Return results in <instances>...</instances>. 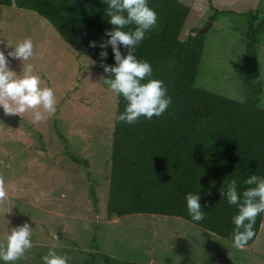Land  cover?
<instances>
[{
    "label": "rangeland",
    "instance_id": "rangeland-1",
    "mask_svg": "<svg viewBox=\"0 0 264 264\" xmlns=\"http://www.w3.org/2000/svg\"><path fill=\"white\" fill-rule=\"evenodd\" d=\"M182 1L190 6L182 39L212 22L205 30L196 85L244 100L248 90L235 65L246 55L249 11H261L263 19L264 0ZM28 37L33 56L28 61L8 57L9 67L19 74L32 64L57 104L40 122L33 121L32 110L20 114L18 127L0 119V177L7 192L0 202V242L13 227L28 223L34 245L7 264H43L52 245L68 264H105L102 253L113 264H264V214L256 240L243 250L181 217L140 213L110 219L116 93L93 61L66 43L46 18L29 8L0 5V51L7 56L13 50L9 45ZM258 60L255 81L264 89V32ZM260 105L264 108V92ZM96 252L100 255L93 259Z\"/></svg>",
    "mask_w": 264,
    "mask_h": 264
},
{
    "label": "trees",
    "instance_id": "trees-1",
    "mask_svg": "<svg viewBox=\"0 0 264 264\" xmlns=\"http://www.w3.org/2000/svg\"><path fill=\"white\" fill-rule=\"evenodd\" d=\"M0 5L29 8L46 18L104 76L109 74L102 61L115 65L111 45L101 47L110 39L106 31L115 27L109 23L103 0H0ZM148 6L157 13V23L134 54L151 65L149 79L163 81L172 103L162 116L151 120L142 116L135 125L116 119L107 215L110 219L140 213L181 217L233 243L232 217L238 208L221 191H226L227 181L236 179L242 198L250 187L244 180L250 175L264 176V108L260 105L264 89L255 81L264 18L260 19L261 11H249L246 55L235 65L248 90L241 101L196 85L206 32L194 28L187 39L181 38L190 6L182 0H148ZM129 28L135 25L125 30ZM120 50L126 54L122 45ZM101 51H107L106 59ZM116 97L117 117L127 102L121 94ZM73 159L83 163L78 157ZM189 192L200 195L201 221H194L187 211ZM93 196L97 204L94 191ZM263 214L257 216L255 235L247 245L256 240ZM97 255L100 252L92 254L93 259ZM101 257L105 264H113L108 253Z\"/></svg>",
    "mask_w": 264,
    "mask_h": 264
},
{
    "label": "clouds",
    "instance_id": "clouds-1",
    "mask_svg": "<svg viewBox=\"0 0 264 264\" xmlns=\"http://www.w3.org/2000/svg\"><path fill=\"white\" fill-rule=\"evenodd\" d=\"M74 2V0H73ZM107 3V16L114 29L106 31L110 37L101 44L102 48L111 45L115 65L103 63V83L114 93L121 94L126 100V106L116 119L129 125H135L143 116L151 120L153 116L160 117L172 103L163 81L152 76L151 65L136 57V47L145 39V34L157 23V13L148 6V0H103ZM135 25L134 29L127 26ZM94 47L95 42H91ZM126 49L122 54L120 46ZM13 50L5 55L0 51V107L6 114H22L29 110L33 112V121L40 122L56 111V98L50 87L41 86L40 77L34 74L32 64H27L17 74L9 67L8 57L20 61H28L34 52V44L30 37L15 45H9ZM107 51H101L102 58L107 57ZM111 74H114V78ZM42 109V111H41ZM244 184L246 188L241 194L237 190L236 179L227 181L226 196L230 205L238 208V213L232 217L235 225L233 247L243 250L254 235V226L259 214L264 213V176L250 175ZM7 198L5 182L0 177V202ZM187 211L194 221L204 219L201 210L199 193L189 192L185 196ZM32 228L28 223L13 227L6 237V242H0V260L14 262L23 257L26 251L34 246L31 240ZM57 245H52L42 256L43 264H68V257L56 251Z\"/></svg>",
    "mask_w": 264,
    "mask_h": 264
},
{
    "label": "water",
    "instance_id": "water-1",
    "mask_svg": "<svg viewBox=\"0 0 264 264\" xmlns=\"http://www.w3.org/2000/svg\"><path fill=\"white\" fill-rule=\"evenodd\" d=\"M212 22L209 23L207 28L202 29V31H205L210 27ZM20 118L21 116L19 114H6L4 109L0 107V119L4 121L6 124L13 126V127H18L20 124Z\"/></svg>",
    "mask_w": 264,
    "mask_h": 264
}]
</instances>
